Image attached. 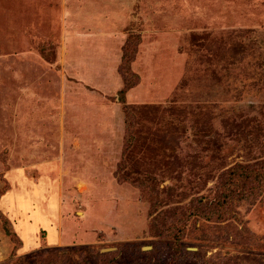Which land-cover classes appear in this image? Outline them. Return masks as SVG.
<instances>
[{
	"label": "rangeland",
	"instance_id": "1",
	"mask_svg": "<svg viewBox=\"0 0 264 264\" xmlns=\"http://www.w3.org/2000/svg\"><path fill=\"white\" fill-rule=\"evenodd\" d=\"M0 264H264V0H0Z\"/></svg>",
	"mask_w": 264,
	"mask_h": 264
},
{
	"label": "trees",
	"instance_id": "2",
	"mask_svg": "<svg viewBox=\"0 0 264 264\" xmlns=\"http://www.w3.org/2000/svg\"><path fill=\"white\" fill-rule=\"evenodd\" d=\"M125 93H126V90L123 89V91H121V98L122 99L124 98ZM20 244H21V246H20V249H21L22 248V242Z\"/></svg>",
	"mask_w": 264,
	"mask_h": 264
},
{
	"label": "water",
	"instance_id": "3",
	"mask_svg": "<svg viewBox=\"0 0 264 264\" xmlns=\"http://www.w3.org/2000/svg\"><path fill=\"white\" fill-rule=\"evenodd\" d=\"M111 250H113V249H107V250H104V251H111Z\"/></svg>",
	"mask_w": 264,
	"mask_h": 264
}]
</instances>
